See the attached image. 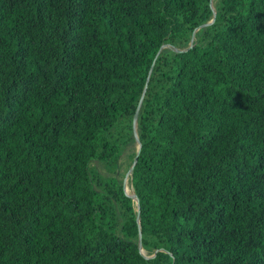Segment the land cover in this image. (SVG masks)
I'll use <instances>...</instances> for the list:
<instances>
[{"label":"trees","instance_id":"16d2710c","mask_svg":"<svg viewBox=\"0 0 264 264\" xmlns=\"http://www.w3.org/2000/svg\"><path fill=\"white\" fill-rule=\"evenodd\" d=\"M210 1L0 0V264H264V0Z\"/></svg>","mask_w":264,"mask_h":264},{"label":"rangeland","instance_id":"374dc122","mask_svg":"<svg viewBox=\"0 0 264 264\" xmlns=\"http://www.w3.org/2000/svg\"><path fill=\"white\" fill-rule=\"evenodd\" d=\"M216 2L217 0L210 1L212 10V17L210 21L214 19L216 14ZM189 43L190 41L187 43L174 42L173 44L163 46L160 50L162 52L171 53L175 50L184 49ZM111 134L119 140V156L116 159L105 162L99 160L89 161L88 171L92 184L97 190L105 193L108 190L107 182L110 179H113L120 185L121 189L125 193L133 196L129 172L134 155L138 148L135 120L131 117L126 118L117 125ZM107 201L110 205H113V202L110 199H107ZM139 251L144 256L148 255V252L141 247H139Z\"/></svg>","mask_w":264,"mask_h":264},{"label":"water","instance_id":"95a60500","mask_svg":"<svg viewBox=\"0 0 264 264\" xmlns=\"http://www.w3.org/2000/svg\"><path fill=\"white\" fill-rule=\"evenodd\" d=\"M177 51H182V50H177ZM144 88H145V86H144ZM141 99H142V96L140 97V99H139V101H138V104H137V106H136V109H135V112H134V115H133V119H134V120H135L136 114H137V112H138V110H139V106H140ZM136 157H137V152H136L135 155H134V159H133V162H132V164H131V166H130V170H131V168H132V166H133V164H134V162H135V160H136ZM128 195H129V194H128ZM129 196H132V195H129ZM132 198L134 199V201H135V203H136V205H137V201H136L135 197L132 196Z\"/></svg>","mask_w":264,"mask_h":264}]
</instances>
